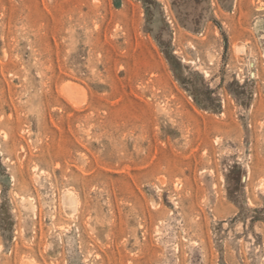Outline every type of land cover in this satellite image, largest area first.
Listing matches in <instances>:
<instances>
[{
  "label": "rangeland",
  "instance_id": "rangeland-1",
  "mask_svg": "<svg viewBox=\"0 0 264 264\" xmlns=\"http://www.w3.org/2000/svg\"><path fill=\"white\" fill-rule=\"evenodd\" d=\"M0 264H264V0H0Z\"/></svg>",
  "mask_w": 264,
  "mask_h": 264
},
{
  "label": "bare ground",
  "instance_id": "bare-ground-1",
  "mask_svg": "<svg viewBox=\"0 0 264 264\" xmlns=\"http://www.w3.org/2000/svg\"><path fill=\"white\" fill-rule=\"evenodd\" d=\"M74 202H75V198H74V196L71 193H66L64 195V204H65L66 207H68L69 209H71V207L74 204Z\"/></svg>",
  "mask_w": 264,
  "mask_h": 264
}]
</instances>
